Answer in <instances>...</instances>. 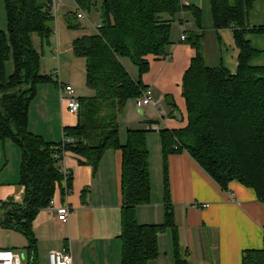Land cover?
Returning <instances> with one entry per match:
<instances>
[{
    "label": "trees",
    "instance_id": "obj_1",
    "mask_svg": "<svg viewBox=\"0 0 264 264\" xmlns=\"http://www.w3.org/2000/svg\"><path fill=\"white\" fill-rule=\"evenodd\" d=\"M76 2L86 12L101 3L102 21L101 27L91 33L74 20L75 13L68 12L64 17L68 28L82 32L72 40L70 52L73 58L84 60L86 86L95 94L80 97L77 124L64 128L73 142L63 144L49 142L29 129L30 104L38 86L55 78L40 73L41 57L32 40L33 33L42 39L54 33L48 0H5L7 31L0 30V141L13 140L21 149L19 184L25 193L21 202L13 198L1 202L0 222L4 228L22 233L28 240V251L35 253L33 221L40 210L50 206L57 187L64 189L57 154L71 151L80 162L96 169L106 150L120 149L122 264H149L159 256V234L175 225L168 175L165 171V223H140L136 209L148 204L152 196L147 130H128L122 142L120 119L127 102L140 97L147 88L141 76L150 69L148 57L170 55L176 17L190 11L201 30L203 9L183 0ZM209 3L215 29L233 30L240 50L238 71L233 74L223 64L212 66L202 51V35L189 34L196 55L182 83L188 124L182 129L159 131L163 155L167 159L170 154L186 151L223 190L238 181L253 188L258 199L264 201V67L252 65L260 51L247 39V34L264 35V24L251 27L248 23L255 0ZM180 21L183 23V18ZM124 58L138 67V80L128 72ZM10 60L14 68L8 75L6 63ZM175 247L177 264H187L180 258L178 244ZM242 264H264V248L244 250Z\"/></svg>",
    "mask_w": 264,
    "mask_h": 264
},
{
    "label": "crops",
    "instance_id": "obj_2",
    "mask_svg": "<svg viewBox=\"0 0 264 264\" xmlns=\"http://www.w3.org/2000/svg\"><path fill=\"white\" fill-rule=\"evenodd\" d=\"M183 2L202 7L203 29L196 27L190 11L179 14L173 22L170 55H150V69L141 76L144 86L153 90L157 106L140 110L137 98L129 100L143 116L139 123L145 124L143 129L147 130L150 150L152 196L148 204L137 207V219L142 224L165 223L166 171L175 225L159 234L160 253L149 264H177L175 244H178L180 258L187 264H242L244 250L264 248V201L258 199L253 188L238 181H232L229 189L223 190L186 151L170 154L167 159L163 155L159 131L182 129L188 124L182 83L196 55L188 40L189 34L197 32L202 35V51L212 66L223 64L234 74L239 65L240 50L233 30L215 29L209 0ZM248 23L251 27L264 24V0H255ZM0 30L7 31L5 0H0ZM184 34L186 41L181 40ZM247 39L260 51L252 65L264 67V35L247 34ZM13 68V61H8V75L13 73ZM130 74L139 79V73ZM33 100L36 107L41 103L39 106H43L49 120L42 121L39 126L31 123L32 129L49 142H62L64 128L76 125L78 116L72 115L61 100L59 81L53 79L40 84ZM55 120L56 124L51 125ZM125 140L121 139L122 142ZM6 142L2 146L0 141V152L1 148L7 149ZM122 159L120 149H108L95 169L80 162V157L69 151L64 164L72 177L70 193L66 194L59 185L54 205L40 210L33 221L36 252L28 251V240L24 235L27 243L21 244L18 238L9 242L0 240V249L24 254L25 262L32 264H49V253L53 250H69L74 264H122ZM20 165L21 161L14 174L8 173L7 168L0 171V202L11 198L18 202L23 200L25 188L19 184ZM7 173L8 178H5ZM65 203L70 205L71 213L68 223L63 224L57 213L58 207Z\"/></svg>",
    "mask_w": 264,
    "mask_h": 264
},
{
    "label": "rangeland",
    "instance_id": "obj_3",
    "mask_svg": "<svg viewBox=\"0 0 264 264\" xmlns=\"http://www.w3.org/2000/svg\"><path fill=\"white\" fill-rule=\"evenodd\" d=\"M62 2L63 9L60 14V21L57 28L58 37L56 36V34L52 33V36H50L49 39H42V37L37 33L32 34L33 44L39 51L41 57L40 73L47 76H50L51 74L55 76V73H57L62 82L70 83L75 87L79 97H90L93 96L95 92L94 90H91L86 86L85 62L82 59L73 58L70 52L72 40L82 32L80 30H71L70 28H68L67 20L66 18H63L68 12L75 13V5L73 0H62ZM100 4L101 3H98L97 6H95L91 11H85L87 17L89 18V21L82 23V25L84 26L83 30L85 32H95L96 30L92 26V24L96 25L98 23H101L102 17ZM74 20H76V18ZM75 23L78 22L75 21ZM58 47L62 49L60 63H58V61L54 58L55 51ZM123 62L129 73L137 75V73L140 72L138 67L135 66V64H133V62L129 58H124ZM32 103L30 104L29 109V128L31 127V132L39 134V132L32 129L31 123L33 125L37 124L39 126V124L41 125L42 121L48 122L49 116L45 112L43 106H39L41 103H39L37 107L35 104L36 102H34L33 104ZM131 105L132 103H130L129 101L127 112L125 116L120 119V138L122 140H125L127 138L128 130L143 129V126L145 125L139 123V121L141 120L140 117L143 116L138 113L139 111L136 110L135 106ZM55 124L56 120L51 123V125L53 126ZM6 141L8 150L6 148H1L2 152H0V171L4 168H7L8 173L11 171L14 174L16 172V169L18 168L17 164L19 166L22 158L21 149L13 140L8 139ZM4 143L5 142H2L1 145L3 146ZM8 173L6 174L5 178H8ZM14 238H18L21 244L27 243V240L23 236V234L12 231V229L4 228L0 222V240L3 242H9L10 240H14Z\"/></svg>",
    "mask_w": 264,
    "mask_h": 264
},
{
    "label": "built area",
    "instance_id": "obj_4",
    "mask_svg": "<svg viewBox=\"0 0 264 264\" xmlns=\"http://www.w3.org/2000/svg\"><path fill=\"white\" fill-rule=\"evenodd\" d=\"M75 5V16L76 20L80 22L81 24L83 22L89 21V18L87 17V14L85 10L76 2V0H73ZM62 0H48V11L52 15L54 20V34L58 37V24L60 21V14L63 9ZM64 18V17H63ZM92 26L95 28V30H98L101 27V23H98L96 25L92 24ZM182 41H186L185 34L181 37ZM58 43V42H57ZM62 49L60 47L57 48L55 51L54 58L60 63V56H61ZM55 79L59 81V88H60V97L63 102L66 103L67 109L72 115L77 116L80 111V97L78 96V93L75 89V87L70 83H64L61 81L60 77L57 73H55ZM137 103L139 106V109L146 108L148 106L156 107L157 103L155 101L154 92L151 88H145L140 97L137 98ZM63 144L68 142H73L72 138H69L66 136L65 132L63 135ZM69 151H63L61 152V156L57 154V157H59V171L62 175V184L64 186V190L66 194L70 193V187L69 182L71 179V173L68 170V168L64 164L65 157L67 156V153ZM61 157V158H60ZM17 201L16 199H14ZM18 202V201H17ZM55 201L54 199L51 201L50 205H54ZM1 202H0V209H1ZM71 213V207L68 203H65L58 207V220L62 222L63 224L68 223L69 216ZM0 264H32V263H26L25 258L23 256L12 249H0ZM49 264H74L72 254L69 250L65 251H51L49 253Z\"/></svg>",
    "mask_w": 264,
    "mask_h": 264
},
{
    "label": "water",
    "instance_id": "obj_5",
    "mask_svg": "<svg viewBox=\"0 0 264 264\" xmlns=\"http://www.w3.org/2000/svg\"><path fill=\"white\" fill-rule=\"evenodd\" d=\"M140 110H142V109H140ZM22 256H23V258H25L24 254H22Z\"/></svg>",
    "mask_w": 264,
    "mask_h": 264
}]
</instances>
